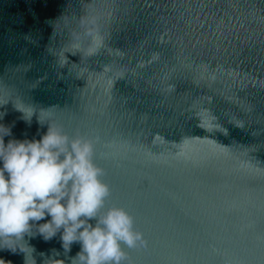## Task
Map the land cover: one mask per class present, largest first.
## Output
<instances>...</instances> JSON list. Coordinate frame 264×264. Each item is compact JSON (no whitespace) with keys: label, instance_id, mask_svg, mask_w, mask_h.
<instances>
[{"label":"water","instance_id":"water-1","mask_svg":"<svg viewBox=\"0 0 264 264\" xmlns=\"http://www.w3.org/2000/svg\"><path fill=\"white\" fill-rule=\"evenodd\" d=\"M16 105L92 140L141 234L122 264H264V0H0L4 140H38ZM25 240L0 258L79 250Z\"/></svg>","mask_w":264,"mask_h":264},{"label":"clouds","instance_id":"clouds-1","mask_svg":"<svg viewBox=\"0 0 264 264\" xmlns=\"http://www.w3.org/2000/svg\"><path fill=\"white\" fill-rule=\"evenodd\" d=\"M84 35L88 38L85 53L91 54L102 38L88 27ZM14 109L26 123L35 115L46 130L38 140L9 139L5 143L11 131L0 123V250H19L25 256V248L14 246L15 241L36 235L48 241L59 233L65 253L73 243L79 244L70 264H122V245L134 247L142 242L141 234L133 229V218L123 208L105 209L109 187L100 179L103 170L93 162L92 140L70 137L52 121L42 122L40 114L30 108L16 105ZM26 247L34 251L27 241ZM49 258L50 264H65L62 259ZM0 264L11 261L0 258Z\"/></svg>","mask_w":264,"mask_h":264}]
</instances>
